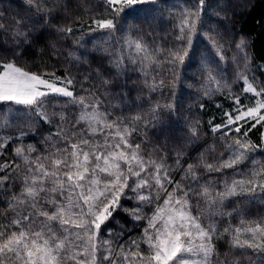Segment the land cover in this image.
<instances>
[{"label":"snow or ice","instance_id":"1","mask_svg":"<svg viewBox=\"0 0 264 264\" xmlns=\"http://www.w3.org/2000/svg\"><path fill=\"white\" fill-rule=\"evenodd\" d=\"M101 2L102 13L80 5L89 40L81 35L76 44L92 43L90 52L106 58L117 77L138 72L149 93L146 112H117L119 103L104 99L113 81L99 70L98 86L85 87L90 75L78 81L67 71L34 72L16 62L35 38L37 24L74 33L54 25L67 13V0H22L26 12H17L10 23L0 10V34L14 45L7 49L5 43L13 58H0V105H6L0 107V157L18 141L12 158L0 160V264H243L242 258L264 264V216L249 218L245 208L264 207V161L253 156L264 152V80L256 75L264 76V64L253 67L245 37L224 39L219 29L224 9L210 12L208 0ZM165 20L170 24L165 43L171 46L150 44L146 37ZM67 55L78 65L88 63L85 53ZM193 68L201 98L220 96L229 106L214 104L219 116L207 120L213 142L195 161L177 148L169 163L159 146L145 151L147 128L161 125L162 114H177L181 73ZM165 90L172 99L162 102ZM157 92L161 99L153 101ZM41 129L45 148L38 153L23 140ZM253 130L260 131V143L250 138ZM187 132L186 143L199 141L201 121L188 124ZM212 173L223 179L204 175ZM125 201L136 203L127 208ZM118 210L131 218L132 228L120 223ZM136 228L139 235L124 238ZM221 240L228 246L223 258Z\"/></svg>","mask_w":264,"mask_h":264},{"label":"trees","instance_id":"2","mask_svg":"<svg viewBox=\"0 0 264 264\" xmlns=\"http://www.w3.org/2000/svg\"><path fill=\"white\" fill-rule=\"evenodd\" d=\"M175 0H169V3H173ZM192 0H187V3L191 4ZM68 10L67 13H60L54 20V25L69 26L75 31L72 35H62L55 31V27L43 28L41 24H37L35 38L30 45L24 46L22 54L16 59V62L26 67L27 70L34 72H51L55 71L57 75H64L65 72H69L72 76L76 77L78 81H83L84 76L90 75V81L85 83V87L89 85H97L96 71L99 70L104 76L112 79L113 83L110 88L111 95L104 99L111 100L113 104L119 103L120 108L116 109L117 112L123 111L125 115H134L138 111L146 112L149 107V93L143 88L142 80L138 72L128 71L126 75L116 76L115 70L110 71V65L106 58L102 57L99 53H91L92 43H88L84 48H79L76 44V40L84 35L85 40H89L87 35V28H81L83 20L86 19V13L81 4L86 5L93 13H102L104 11L101 0H67ZM208 4L211 6L208 10H219L223 8L222 19L219 22L220 32L223 34L226 41H238L241 36L245 37L248 41V50L252 56L253 67L258 64H264V0H208ZM219 6V7H216ZM0 10H3L6 17L9 20L12 16L19 12L23 15L26 12V6L22 5V0H0ZM80 17L81 19H77ZM226 17V18H223ZM33 19H38L33 17ZM213 24L217 23V19L213 18ZM170 24L168 20L162 22V24L156 29L152 36H147L146 39L150 44L155 40L156 44L163 45L164 47H170L171 43H165L169 38L168 33ZM43 33L40 35L39 33ZM7 49H13L12 39L10 36L0 34V58H13V52ZM76 51L79 53L87 54L88 63L76 64L74 61L68 59V53ZM235 51L234 45L228 49V55ZM195 68L188 72L181 73L182 84L177 86V104L179 110L176 115L169 118L167 114H162V124L153 128L151 125L147 128V135L149 143L144 145L145 151H150L153 147L159 146L163 151L168 153L169 163L173 162L175 149L181 148L187 152L185 157L188 162L196 160L197 156L207 144L213 142V136L207 128V120L212 115L219 116L218 111L214 107L216 102L223 103L225 107L229 106V102L224 100L223 97L217 96L213 101L202 99L197 89L200 87L199 74H195ZM234 65L231 60L226 66V74L229 79L233 76ZM256 75L260 79L264 80V76L259 71ZM191 83L194 85L192 88H187L185 85ZM242 85H234L236 91H239ZM77 91H80L77 86ZM151 99H161L159 92L152 93ZM172 97L169 92L165 90L163 93V101H170ZM199 103H205L206 108L201 110ZM129 106H131L129 110ZM0 107H6V105H0ZM196 120L201 121V131L204 135L195 144L186 143L185 138L188 136L187 125L194 123ZM46 127V126H45ZM161 128H163V135L161 134ZM14 132L15 130H11ZM41 133L43 129L37 134H29L23 140L25 145L35 144L38 153L44 151L45 145L41 140ZM46 134V133H43ZM250 138L255 143H260V131L253 130L250 133ZM137 142L141 139L137 137ZM17 142L10 145L7 153L4 157H0V160L11 159L12 148L16 146ZM217 150L222 151L217 141ZM253 156L257 160L264 161V152L257 151L253 153ZM189 157L191 159H189ZM250 166V165H249ZM241 165V168H244ZM230 175V173H226ZM210 179H223V175L215 173L204 174ZM18 190V188H17ZM249 218H257L258 216H264V207L259 204L248 205L245 204ZM230 210V209H229ZM235 223V221H233ZM218 249L223 258V254L228 251L226 241L221 240L217 242ZM231 255V254H230ZM240 255V253H236ZM230 258V256H229ZM243 264H247L245 258H242Z\"/></svg>","mask_w":264,"mask_h":264},{"label":"rangeland","instance_id":"3","mask_svg":"<svg viewBox=\"0 0 264 264\" xmlns=\"http://www.w3.org/2000/svg\"><path fill=\"white\" fill-rule=\"evenodd\" d=\"M233 76H231L232 78ZM135 201H125L124 202V206L127 207V208H131V207H134L135 206ZM116 216H117V219L120 221L121 224L125 225L127 228H132L133 227V222L131 221V218L127 215V213L121 211V210H118L117 213H116ZM141 224L143 222H140ZM139 232H140V229L139 228H136V229H133L132 232L130 233H127L125 235V239H127V237L129 235L131 236H137L139 235Z\"/></svg>","mask_w":264,"mask_h":264}]
</instances>
